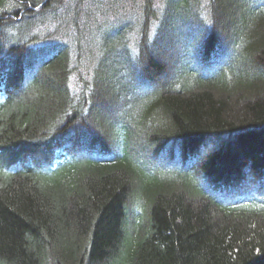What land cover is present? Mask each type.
I'll return each instance as SVG.
<instances>
[{
  "label": "trees",
  "instance_id": "obj_1",
  "mask_svg": "<svg viewBox=\"0 0 264 264\" xmlns=\"http://www.w3.org/2000/svg\"><path fill=\"white\" fill-rule=\"evenodd\" d=\"M0 264H264V0H0Z\"/></svg>",
  "mask_w": 264,
  "mask_h": 264
}]
</instances>
